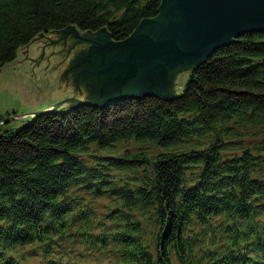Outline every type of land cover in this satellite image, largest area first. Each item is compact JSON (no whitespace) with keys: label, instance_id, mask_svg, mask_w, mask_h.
<instances>
[{"label":"trees","instance_id":"trees-1","mask_svg":"<svg viewBox=\"0 0 264 264\" xmlns=\"http://www.w3.org/2000/svg\"><path fill=\"white\" fill-rule=\"evenodd\" d=\"M161 1L0 0V70L70 25L124 39ZM0 264H264V30L191 68L180 94L0 133Z\"/></svg>","mask_w":264,"mask_h":264},{"label":"water","instance_id":"water-1","mask_svg":"<svg viewBox=\"0 0 264 264\" xmlns=\"http://www.w3.org/2000/svg\"><path fill=\"white\" fill-rule=\"evenodd\" d=\"M256 30H264V0H162L158 14L143 18L124 39L113 40L106 27L87 31L86 41L92 45L71 70L79 73L78 88L82 83L95 95L65 99L35 116L66 102L60 111L128 97L175 95L173 72L199 65L242 33ZM99 32L101 41L90 37ZM80 70H88L85 84Z\"/></svg>","mask_w":264,"mask_h":264},{"label":"rangeland","instance_id":"rangeland-1","mask_svg":"<svg viewBox=\"0 0 264 264\" xmlns=\"http://www.w3.org/2000/svg\"><path fill=\"white\" fill-rule=\"evenodd\" d=\"M102 33L104 41H106V36L104 32ZM90 37L98 38L101 41V32L93 33ZM90 42H80L82 46L77 51V55H73L72 58L69 57L68 64H63L60 61L69 51L70 44L75 42H70L69 45L65 44L63 47L61 45H51L46 48L41 65L35 64L33 66L31 63L25 62L22 64V68L16 69L13 66L14 64H7L0 70V133L16 131L31 121L35 117V113L47 110L65 99L76 97L83 100L95 95L94 92L91 93L83 87L82 83L78 88V74L71 70L75 69V60L88 54L87 50L90 49ZM35 48L36 46H33L29 51L30 55L34 57L38 53ZM63 50H66V53ZM43 52L44 50H41V53ZM18 58L23 60L24 55L19 52ZM190 70L191 67L181 72L172 73L174 94L182 92L183 85L189 78ZM68 104L66 102L60 105L57 110ZM253 139L247 137L246 142L248 140L253 142ZM107 202L108 200L105 198L98 200L100 205Z\"/></svg>","mask_w":264,"mask_h":264},{"label":"flooded vegetation","instance_id":"flooded-vegetation-1","mask_svg":"<svg viewBox=\"0 0 264 264\" xmlns=\"http://www.w3.org/2000/svg\"><path fill=\"white\" fill-rule=\"evenodd\" d=\"M85 30H82L78 27H71V26H67L63 29H56V30H51L49 32L43 33L39 36H37L36 38H34L30 43L24 45L21 50L20 53L24 55V59L20 60L18 58V56L9 64H14L13 66L17 69V68H22V64L25 62L31 63L33 66L35 64H40L43 62L44 59V55H45V51L46 48H48L51 45H61L62 47L65 46V44H70V42H75L74 44H70L69 46V51L66 53V55L62 57L60 62L67 63L69 60V57L71 56V58L73 57V55H77V51H79L80 47L82 46V44H80V42H85L87 40V36H85ZM80 40L78 43L76 41ZM83 42V43H84ZM92 44V43H91ZM33 46H36V51L38 52L36 54V56H31L30 55V49L33 48ZM66 48V47H65ZM41 50H44L43 53H41ZM72 54V55H71ZM41 60V61H40ZM65 60V62H64ZM21 61H23L21 63ZM40 61V62H39ZM18 64V65H16ZM68 64V63H67ZM20 65V67H19ZM88 70H80L79 72L82 73L81 76L84 77V84L87 81V72ZM79 74V73H78ZM89 77V76H88ZM85 86V85H84Z\"/></svg>","mask_w":264,"mask_h":264}]
</instances>
